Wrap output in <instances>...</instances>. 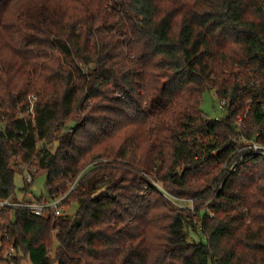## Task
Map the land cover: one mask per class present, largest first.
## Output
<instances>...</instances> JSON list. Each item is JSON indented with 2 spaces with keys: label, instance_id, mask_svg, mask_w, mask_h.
Masks as SVG:
<instances>
[{
  "label": "trees",
  "instance_id": "trees-1",
  "mask_svg": "<svg viewBox=\"0 0 264 264\" xmlns=\"http://www.w3.org/2000/svg\"><path fill=\"white\" fill-rule=\"evenodd\" d=\"M237 130L264 140V0H0V200L81 174L72 218L0 212L15 264H264V159Z\"/></svg>",
  "mask_w": 264,
  "mask_h": 264
},
{
  "label": "built area",
  "instance_id": "built-area-1",
  "mask_svg": "<svg viewBox=\"0 0 264 264\" xmlns=\"http://www.w3.org/2000/svg\"><path fill=\"white\" fill-rule=\"evenodd\" d=\"M215 95V91H212ZM216 96V95H215ZM229 107V102L227 100L218 99V110L221 114L226 113V109ZM219 118L216 117L215 120ZM240 122L236 123V127L240 129ZM237 130V139L242 144L239 151H242L245 155L258 156L264 159V140L260 141L257 139L244 141L242 135L239 134L240 131ZM235 163L231 164L228 168V172L235 171ZM23 181L26 184L32 182V172L28 168H25L23 172ZM81 174H79L70 184H68L67 191L56 198L45 199L38 201L35 198H31L30 194L25 196V199L22 201H14L11 199L0 200V212H6L8 210L22 209L29 212L32 216L43 217L49 215L55 218L63 217L65 213V201L67 197L74 191L77 186L78 181L80 180ZM162 195L171 202V204L178 210L182 211L183 209L193 210V200H180L178 198L171 197L166 194L161 189ZM2 227V224L0 225ZM19 259L18 252L15 248L14 238H8L7 232L5 230L0 231V264H15V260Z\"/></svg>",
  "mask_w": 264,
  "mask_h": 264
},
{
  "label": "rangeland",
  "instance_id": "rangeland-1",
  "mask_svg": "<svg viewBox=\"0 0 264 264\" xmlns=\"http://www.w3.org/2000/svg\"><path fill=\"white\" fill-rule=\"evenodd\" d=\"M200 111L210 121L215 119L216 117L220 118L222 116L221 112L218 110V99L215 95H213V92L205 91L202 93V98L200 102ZM28 169L31 170L32 174H35L33 168H28ZM23 182H24L23 177L21 178L19 176H16L14 179V184L16 188H21L23 186ZM44 184H45V178L43 176L38 177L33 181V183L30 185V188H29V194L31 198H39L41 196H43L44 198L46 197V190H45ZM194 205L195 203H193V206ZM65 206L66 207H65L64 215H68L69 217L72 218L74 215V212L76 211V205L69 204ZM188 235H189L188 240L190 242H193L195 244L205 242V238L203 237L201 233L197 235L193 233L192 231H190L188 232ZM52 246H53L52 248L54 249L56 246L55 240H53ZM49 255H51L52 257L53 256L52 252ZM22 264H30V263L27 260L26 262H22Z\"/></svg>",
  "mask_w": 264,
  "mask_h": 264
},
{
  "label": "water",
  "instance_id": "water-1",
  "mask_svg": "<svg viewBox=\"0 0 264 264\" xmlns=\"http://www.w3.org/2000/svg\"><path fill=\"white\" fill-rule=\"evenodd\" d=\"M76 225H77V223H76Z\"/></svg>",
  "mask_w": 264,
  "mask_h": 264
}]
</instances>
